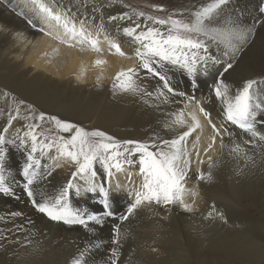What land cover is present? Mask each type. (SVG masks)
<instances>
[{
    "label": "bare ground",
    "instance_id": "6f19581e",
    "mask_svg": "<svg viewBox=\"0 0 264 264\" xmlns=\"http://www.w3.org/2000/svg\"><path fill=\"white\" fill-rule=\"evenodd\" d=\"M62 2L65 6L72 5L73 12L81 4V0H62ZM87 2V9H82V11L89 14L92 13L93 2L105 5L103 16L107 34L120 44L124 55L109 47L108 42L104 39V34L100 36L102 49L100 52L94 51L88 45L82 46L75 43L69 46L67 43H61L56 38L58 29H46V32H52V35H46L45 32L39 31V24L33 28L27 19L19 14L21 8L17 5L21 4V0H0V134H4L3 128L8 127V113L16 107L15 100L17 102L24 101L25 105H31L37 115L43 112L47 116H56L62 120L65 118L74 119L80 121V126L89 131L99 129L119 140L147 141L144 137L133 132L138 115L141 113L140 109L147 107V103L142 102L143 100L139 96L114 91L112 87L119 71L137 66L138 57L135 55V49L138 45L133 43L131 38L123 35L122 31L117 30L128 26V22H110L107 18L110 15H118L130 10L124 6L115 5L109 0H87ZM28 8H31L30 3ZM97 17L99 18V13ZM257 18L264 20V15L259 13ZM259 41L264 43V24L256 27L254 37L244 47L251 50V53L264 57V44L259 46ZM97 59L107 62L96 65ZM223 68V64L217 65L215 72L220 73ZM263 68L264 64L254 68L237 82H232L231 79H225V82L235 90L247 80H252L254 72ZM173 86L178 92L183 91L190 96L194 95L211 113V122L219 126L222 105L212 92L204 87L193 89L191 85H181L180 81H176ZM257 86L260 91L256 92V102L261 105L256 110L257 128L264 131V124L261 123L264 121V83H259ZM148 90L152 91L151 88ZM174 99L177 110L184 107L183 97ZM188 110L197 111L202 125L189 137L188 141L191 165L186 178L187 191L184 202L191 205L193 211H186L179 205L152 204L151 207L158 211L157 214L154 213L155 219L158 220L164 216L166 218L160 222L157 231L143 233L139 247L135 248L137 257L131 264H264V225L258 220L261 217L260 205L257 203L259 198L264 204V154L261 153V157H259L257 151L247 149L249 156H253L252 152L254 155L256 154L253 156L254 164L246 161L243 157L230 155L229 149L232 143L228 137H224V143L229 148L221 149V141L217 138L214 148L205 153L204 150L210 143L213 131L208 119L198 112L196 104L189 105ZM24 111L22 106L21 117H23ZM28 122L22 118L13 121L8 133L4 134L6 139H15L18 131L22 137ZM228 127L230 131L237 132V137L246 135L235 129L234 126L229 125ZM53 133H55V129ZM60 134L69 135L67 133ZM201 134L205 135L206 139L198 142L197 136ZM174 135L175 133L167 134L161 139H171ZM193 144H195V148L192 147ZM19 145L20 141L17 139L16 145L9 144L7 146V161L16 167L5 169V175L15 173L13 178L6 180L12 188L13 194L2 193L5 202H8L7 205L12 203L14 206L19 198H22L23 201L22 194L27 196L23 188V184L26 182L23 168L27 163L30 145ZM197 152L199 156L196 155ZM36 155L41 160V167L44 168L52 163L49 156H55L56 153L53 150L48 155L41 156L39 153ZM208 156L212 157L211 167L207 160ZM199 160L205 162L201 164L198 162ZM56 163L60 167L56 168L50 177L34 186L51 196L59 192L76 170L75 165L66 158L58 159ZM97 170L98 179L104 182L105 187L109 188V199L113 211L125 210L120 215L124 214L126 208L133 201L134 191L142 183L143 178L139 173V166L136 164L125 165L124 171L114 173L111 181L107 179L99 164ZM201 171L205 174L211 171V179L200 180L198 177ZM74 182L83 183L79 177ZM194 193H198V195H194ZM250 193L257 195L256 201H250L252 199ZM228 196L229 200L237 204L242 197H248L249 200H243L240 203L246 214L221 210L219 212L224 214L226 222L219 219L215 213L213 218H206L208 212L213 211L214 202L227 199ZM37 199L39 201V196ZM100 199L99 193L82 192L77 196L73 190L70 195L73 207L103 214L104 209ZM24 201L26 205L30 206V213L41 214L33 207L30 200ZM144 207L146 205L140 208ZM8 208L10 209V207ZM120 215L105 216L103 222H114L119 219ZM41 216L46 215L42 214ZM47 219L58 232L84 228L79 225H66L62 222L51 221L48 217ZM92 224L94 222H90L89 226ZM34 239L40 243L46 241L48 247H53L52 242L46 237L36 235ZM62 259L63 257L59 254L56 261L59 264H65L66 261ZM50 261L54 263V259H50Z\"/></svg>",
    "mask_w": 264,
    "mask_h": 264
},
{
    "label": "snow or ice",
    "instance_id": "6c2138e0",
    "mask_svg": "<svg viewBox=\"0 0 264 264\" xmlns=\"http://www.w3.org/2000/svg\"><path fill=\"white\" fill-rule=\"evenodd\" d=\"M230 0H206L200 7L189 13L190 18L185 19L184 13L180 16L170 14L167 17H159L146 14L143 11H124L118 15L108 16V21H126L128 26L122 29L123 35L131 38L138 45L135 55L138 57L136 67L119 71L113 82V90L124 94L139 96L145 103L153 102V106L169 105L175 103V97L184 98V107L177 111L168 113L170 119L166 120L164 128L174 131L171 139L152 138L148 141L119 140L107 132L96 129L87 130L75 123L62 120L56 116H47L40 112L38 115L31 105H25L24 101H15L16 107L8 113V127L2 132L7 134L12 122L18 119L29 121L20 136L19 131L16 138L6 139L0 134V193L11 195L12 188L6 182L4 161L8 152V145L29 146L27 163L23 168L25 183L23 188L34 208L45 214L51 221L62 222L66 225H79L88 228L90 222L103 223L104 217H112L111 202L109 199V188L98 179L97 165L103 169L109 181L114 173L124 171L125 165L139 166L142 183L133 193V201L129 204L126 212L119 216L121 222L127 221L129 217L144 205H179L186 211H193L191 205L184 202L186 194V178L191 165V152L188 147L189 137L202 127L199 115L195 110H188V106L196 104L198 112L208 119L213 135L210 143L204 150L205 153L212 150L217 138L220 139L221 149L229 148L224 143V137H228L232 146L229 154L243 157L246 161L255 163L254 157L248 155L246 147L236 142L237 132L230 131L229 125L234 126L240 132L246 134L249 139L244 145L253 149L261 150L264 154V131L257 128V112L261 107L256 102L255 86L264 83L257 80H247L244 84L233 90L225 82L224 73L233 67L235 57L243 50L255 35L257 25L264 24V20H255L245 23L242 19L243 13L231 15L225 13V8ZM29 3L31 8H28ZM112 3H123V0H112ZM21 10L19 14L27 19V22L46 35H52L46 29H58L57 39L69 46L75 43L88 45L94 51H102L100 47V36L109 47L124 55L118 42H115L107 34L105 19L103 16L104 4H92V13L89 14L82 9H87V0H81V4L73 12L72 5L65 6L62 0H21L17 5ZM125 7H129L125 5ZM163 11L162 5L157 6ZM99 13V18L97 14ZM259 13L264 15V3L259 7ZM135 17V19H134ZM143 18V20H141ZM107 61L97 59L96 65L105 64ZM224 65L223 72L214 79L210 90L218 99L221 108V119L219 126L211 122V113L204 108L194 95L177 91L169 77L173 69L185 71L191 78L193 89L198 87V77H209L212 69L217 65ZM141 73L144 76H141ZM151 77L156 80L154 90L149 91L147 85L142 83L144 78ZM25 111L21 117V107ZM49 121L55 125V133L51 129H43V122ZM264 124V121L261 122ZM60 133H67L65 136ZM199 139V138H197ZM195 148V144L192 145ZM55 150V156H49L52 161L46 167H41V156L48 155ZM199 156V153H196ZM66 158L75 165L76 170L71 179L54 195H47L43 191L34 188L39 182L52 175L56 168L60 167L56 161ZM209 166L212 165V157H207ZM203 164L204 160H199ZM83 181L77 184V178ZM212 173L199 172V179H211ZM75 190L77 196L81 193H99L100 203L105 211L103 214L89 212L87 209L73 207L70 195ZM198 195V193H194ZM39 196V201L37 199ZM215 209L208 212V219L213 218ZM219 219L225 220L222 212L215 213ZM23 216L22 212H11L7 219ZM0 216V220H5ZM29 224L33 223L28 221ZM13 231L19 233L26 231L23 224H14L13 228L0 229V241L7 242L12 237ZM118 223L113 228L110 255L107 256L106 264H119L121 241L126 238ZM27 243L30 240L25 238ZM12 242L20 243L19 237H13ZM2 246V245H0ZM101 244L95 243L85 247L72 259L71 264H87L86 257L92 248L99 249Z\"/></svg>",
    "mask_w": 264,
    "mask_h": 264
},
{
    "label": "rangeland",
    "instance_id": "374dc122",
    "mask_svg": "<svg viewBox=\"0 0 264 264\" xmlns=\"http://www.w3.org/2000/svg\"><path fill=\"white\" fill-rule=\"evenodd\" d=\"M109 1L112 2V0ZM205 2L206 0H123L122 4L115 3V5L124 7L125 5H128L130 8H126L129 10L135 9L136 11H143L146 14L159 17H167L170 14L180 16V13H184L183 18L189 19V13L200 7ZM262 3H264V0H230L229 4L225 8V13L231 15L243 13L242 19L245 23L250 24L253 21L258 20L257 17L259 15V7ZM160 5L163 6V11L158 10L157 6ZM141 20H143V18H141ZM262 44H264L263 41L258 42L259 46ZM263 64L264 57L258 54H253L251 53V50L243 48V50L235 57L233 67L224 73L223 78L224 80L231 79L232 82H237L249 74L254 68L256 69ZM215 68L212 69L209 77H198V87H204L211 92L210 85L219 75V73L215 72ZM169 77L172 84L176 83V81H180L181 85H191V78L183 70L173 69L169 72ZM252 80L264 82V68L256 73L254 72ZM142 83L147 85L148 88H151L152 90H154V87L156 86V80L151 77L144 78ZM255 91L259 93L260 89L258 86H255ZM140 111L141 113L138 115L137 123L133 128V132L136 135L142 136L148 141L152 138L161 139V137L166 136L167 134L175 133L174 131L164 128L166 120L170 119L168 113L177 111L175 103L167 106L161 105L160 107H155L153 106V102H149L147 103V107H142ZM64 120L80 126V121L70 118H65ZM43 129H51L53 131L55 129V125L52 122L45 121L43 122ZM197 138H199L197 139L198 142H202L206 139V136L201 134L198 135ZM248 139L249 137L247 135H240L236 137V142L242 144L243 147H246L249 151H257V153H259V157H261V150L253 149L251 146L244 145V141ZM252 154L253 156L256 155H254V152H252ZM5 160L4 168L6 170H9V167L12 169L16 167L14 164L9 163L7 158H5ZM259 165L261 166V164ZM14 175L15 173H8L5 175L6 180L13 178ZM250 195L252 198L250 201L257 200L256 194L250 193ZM22 196H24L23 201L22 198H19L18 201L15 202V206H17V208L14 204L12 205V203L11 205L13 207L10 203L7 205L8 202H5L3 194L0 193V216H5L6 218L5 220H0V229L13 228L14 224H23L26 229V231L19 233L13 231L12 237H10L7 242L0 241V245H2L0 246V264H59L56 261L59 254L63 257L62 260L66 261L65 264H71L72 259L79 255L80 251H82L85 247L98 242L101 244V247L99 249L92 248L91 252L86 257L87 264H106L107 256L110 255V249L115 246L111 241L113 238V228L118 223L121 225L122 232L127 234L126 238L121 241L119 246V264H131L137 257L135 248L139 247L143 233L157 231L159 229L160 222L166 218V216H164V218H159L158 220L155 219L156 215L154 216V213L157 214L158 211L153 209L151 207L152 205H149L150 207L146 205L144 208L137 209L134 215L129 217L127 221L121 222L118 219L114 221L115 223L103 222L101 224H96L94 222V224L90 225L88 228L58 232L56 227L48 221L46 216H41L42 213L40 215L30 213V206L26 205L24 201L30 199L23 194ZM243 200L249 199L248 197H242L239 204H237L229 200L228 196L227 199L215 201L213 207L215 211L217 210L218 212L225 210L230 213L246 214L240 205ZM257 203L260 205L259 209L261 217V219L258 220L264 225V204L261 203V199L259 198ZM23 204L25 205L24 208ZM7 206L10 207V209ZM101 206L104 209L103 205ZM17 211L22 212L23 216L16 217L14 219H7L8 213ZM111 211L116 216V214L120 215L121 212H124L125 210L114 212L111 204ZM217 211L215 213H218ZM28 221H32L33 223L29 224ZM36 235L46 237V239L52 242L51 244L53 247H48V243H46V241H44V243L36 241V239H34ZM48 235H50V237H48ZM13 237H19L20 243L12 242ZM25 238L30 240L31 243H27ZM35 248L36 251H34ZM52 249H54L56 253H54ZM50 259H54V263H52Z\"/></svg>",
    "mask_w": 264,
    "mask_h": 264
}]
</instances>
